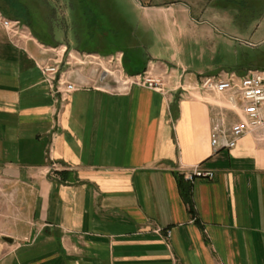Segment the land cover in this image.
Segmentation results:
<instances>
[{
  "label": "crops",
  "instance_id": "0c3cea01",
  "mask_svg": "<svg viewBox=\"0 0 264 264\" xmlns=\"http://www.w3.org/2000/svg\"><path fill=\"white\" fill-rule=\"evenodd\" d=\"M86 4L98 18L109 10ZM136 8L107 55L122 51L132 75L177 67L197 83L186 57L216 29L185 0ZM50 56L0 24V264H264V143L250 133L214 151V119L244 118L226 94H166L84 67L63 99L40 68ZM195 165L215 178L186 179Z\"/></svg>",
  "mask_w": 264,
  "mask_h": 264
},
{
  "label": "built area",
  "instance_id": "2783aa9c",
  "mask_svg": "<svg viewBox=\"0 0 264 264\" xmlns=\"http://www.w3.org/2000/svg\"><path fill=\"white\" fill-rule=\"evenodd\" d=\"M0 23L6 29L11 42L24 45L35 42L43 51L51 53L46 61L40 63L43 74L52 89L62 93L63 99L76 91L78 86L72 76L81 68L91 67L98 75L116 74L127 85H145L169 94L182 90L184 94L193 92L224 93L232 108L241 109L244 118L228 124L222 116L214 119L211 144L215 152L236 147L238 140L246 134H254L264 143V69H249L246 73L222 71L217 74L203 75L197 83L189 85L183 78L186 70L168 68L161 75L147 69L139 74H129L124 66L123 52L103 56L73 48L70 44L48 46L40 42L31 28L20 18H11L0 12ZM186 179H214L215 171L200 165L182 169ZM170 236V232L167 233Z\"/></svg>",
  "mask_w": 264,
  "mask_h": 264
},
{
  "label": "rangeland",
  "instance_id": "374dc122",
  "mask_svg": "<svg viewBox=\"0 0 264 264\" xmlns=\"http://www.w3.org/2000/svg\"><path fill=\"white\" fill-rule=\"evenodd\" d=\"M185 1L192 4L194 16L201 24L216 29L211 35V44L205 43L206 46L200 47L195 55L186 57L193 70L200 72V75H212L222 71L243 74L248 68L264 69V0ZM37 3L43 9L46 3L56 6L58 13L55 20L67 21L70 46L75 49L100 50L103 55L121 47L122 41L114 34L120 20L135 26L140 19L136 0H99L109 10L102 11L97 25L87 23L83 14L77 10L79 0H37ZM72 3L75 8L71 17L69 8ZM221 20H227V25L221 24ZM8 38L11 41L9 35ZM58 38L63 40L62 44L67 43L63 32ZM253 43L259 44L251 46Z\"/></svg>",
  "mask_w": 264,
  "mask_h": 264
},
{
  "label": "trees",
  "instance_id": "16d2710c",
  "mask_svg": "<svg viewBox=\"0 0 264 264\" xmlns=\"http://www.w3.org/2000/svg\"><path fill=\"white\" fill-rule=\"evenodd\" d=\"M92 1L95 0H79L81 9L77 10L83 14L87 23L97 25L100 22L96 15L97 11L88 9V4H86V2ZM0 11L8 17L22 19L31 28L34 36L43 44L49 46L62 44L55 37L57 30L65 31L67 23L65 19L60 22L55 20L58 13L56 6L46 3V7L43 9L37 0H0ZM185 196L189 200L187 193Z\"/></svg>",
  "mask_w": 264,
  "mask_h": 264
}]
</instances>
